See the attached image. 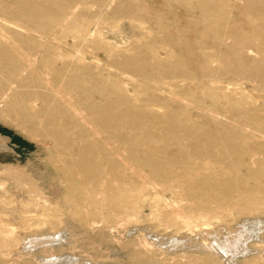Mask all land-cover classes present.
Listing matches in <instances>:
<instances>
[{"label": "rangeland", "instance_id": "obj_1", "mask_svg": "<svg viewBox=\"0 0 264 264\" xmlns=\"http://www.w3.org/2000/svg\"><path fill=\"white\" fill-rule=\"evenodd\" d=\"M0 32V186L42 198L17 238L58 242L1 243L0 264H264V0H0ZM149 186L172 208L132 196ZM99 187L132 217L82 224ZM205 210L198 231L170 219Z\"/></svg>", "mask_w": 264, "mask_h": 264}, {"label": "bare ground", "instance_id": "obj_2", "mask_svg": "<svg viewBox=\"0 0 264 264\" xmlns=\"http://www.w3.org/2000/svg\"><path fill=\"white\" fill-rule=\"evenodd\" d=\"M263 2V1H262ZM219 4V3H218ZM224 5H220V7L222 8ZM218 9H219V6H218ZM73 14V13H72ZM6 24H8V25H13V27L14 28H18V29H23V27L22 26H19V25H16V24H13V23H11L10 21H6ZM115 28V27H114ZM65 29V28H64ZM80 29V28H79ZM81 31V30H80ZM2 32V31H1ZM0 32V33H1ZM82 33V32H81ZM98 33V32H97ZM96 33V34H97ZM1 36H2V34H0ZM83 35V34H82ZM94 34H88L83 40L84 41H86V40H88L87 39V37H91V36H93ZM1 36H0V39H2L1 38ZM6 37V36H5ZM93 37H95V36H93ZM82 39V38H81ZM3 40V39H2ZM5 41H8L7 39L5 40ZM104 42V41H103ZM7 43H10V42H7ZM51 46V45H50ZM86 46V45H85ZM9 47V46H8ZM126 48V47H125ZM12 49L14 50V52H17V54L19 55L21 52V50L20 49H18V47L17 48H14V46L12 47ZM11 49V50H12ZM59 49V48H58ZM12 50V51H13ZM54 50V49H53ZM60 50V49H59ZM59 50H57V52L59 51ZM115 50H117V49H115ZM123 50V49H122ZM55 53V52H54ZM59 53V52H58ZM52 55V54H51ZM66 55V54H65ZM79 55V54H78ZM62 56V55H61ZM68 56V55H67ZM85 56V55H84ZM19 57V56H18ZM53 57V56H52ZM63 57V56H62ZM58 58V57H57ZM28 59V58H27ZM56 59V58H55ZM79 59V58H78ZM82 60V62L84 61V59L82 58L81 59ZM29 61V60H28ZM96 61V60H95ZM81 62V63H82ZM136 63H137V61H136ZM25 64V63H24ZM30 64V63H29ZM97 64V63H96ZM99 64V63H98ZM127 64H129V63H126V65ZM52 71V70H51ZM20 72V71H19ZM131 74V73H130ZM42 75V74H41ZM127 75V74H126ZM1 77V76H0ZM127 78V77H126ZM17 82V81H16ZM16 82L14 81V82H12L11 83V88H10V90L9 91H11V89L14 87V85L16 84ZM125 85V84H124ZM155 86V85H154ZM4 88V87H3ZM59 89H60V87H59ZM57 90V89H56ZM55 90V91H56ZM149 91V90H148ZM59 92V91H58ZM126 92H128V91H126ZM134 95V94H133ZM8 96V93H6L5 95H3L2 96V99H1V101L3 100V99H5L6 97ZM65 99V98H64ZM135 100V99H134ZM0 101V104H2V102ZM67 102H69V101H67ZM35 102L33 101V104H34ZM64 103V102H63ZM3 108V112L2 113H4V114H9V110H8V107L6 108V107H2ZM74 114H75V116H77L78 118H81L84 114H85V109H84V107L82 106V104H78V103H73V104H69V107H68ZM114 110V109H113ZM113 110H112V112H113ZM111 111V110H110ZM110 113V112H109ZM108 113V114H109ZM73 114V115H74ZM125 114V113H124ZM107 115V114H106ZM86 116V115H85ZM116 116V115H115ZM109 117H110V119H112V120H116V121H120V119H122V117L121 116H117L116 117V119H115V117H114V115H109ZM77 118V119H78ZM84 118V117H83ZM134 117L132 116V115H129V119H133ZM112 122V121H111ZM114 122V121H113ZM93 124H94V122H93ZM110 124V123H109ZM92 131V130H91ZM106 130H104V131H98L97 132V134L96 135H98L99 137H101V138H104V140H105V142H110V141H112V138L114 137L111 133H109V132H105ZM105 132V133H104ZM93 133V132H92ZM45 137H47V138H50V139H52V140H55V137H54V135H50V134H48V133H44L43 134ZM51 136V137H50ZM262 139V138H261ZM103 140V141H104ZM115 140H113V142H114ZM210 141V140H209ZM208 141V143H206L205 142V145H207V148H210V147H213V148H218L219 149V147L217 146V141H215V140H213V142H209ZM124 142V141H123ZM211 143H213V146H211ZM228 142H226V146L228 147V144H227ZM252 143V142H251ZM114 145V144H113ZM234 145V144H233ZM113 147V146H112ZM108 149H109V147H108ZM217 149V150H218ZM231 149V148H230ZM112 150H113V148H112ZM221 151H222V149H220ZM114 151L116 152L115 153V156L116 155H120V153L119 152H122L123 151V148L122 147H119V146H116L115 147V149H114ZM204 151H206V150H204ZM204 151H200L199 153H198V155L199 154H202ZM239 151V150H238ZM112 152V151H111ZM222 154V153H221ZM112 155H114V154H112ZM251 155H253V154H251ZM120 156H122V155H120ZM124 156V155H123ZM125 157V156H124ZM200 157H204L203 155L202 156H200ZM121 158V157H120ZM120 160V159H119ZM126 160V159H125ZM124 161V160H123ZM127 161V160H126ZM129 161L131 162V163H134V162H136V158L135 157H133L132 159H130L129 158ZM204 161H206L207 163L206 164H208L210 161L209 160H207V159H204ZM123 163V162H122ZM212 163V162H211ZM135 164V163H134ZM210 164V163H209ZM209 164H208V166H209ZM122 165V164H121ZM129 165H131V164H129ZM150 165H152L151 163H150ZM195 165V164H194ZM212 166L214 165V164H211ZM116 166V165H115ZM124 166H125V164H124ZM132 166V165H131ZM126 167V166H125ZM133 167V166H132ZM216 167V166H215ZM219 167V166H218ZM244 168V167H243ZM132 171V170H131ZM135 171H136V169H135ZM135 171H134V173H135ZM140 171V170H139ZM130 172V171H129ZM131 174H133V173H131ZM134 177V176H133ZM190 181V180H189ZM104 183V182H103ZM192 183V182H191ZM144 184V183H143ZM101 186V185H100ZM9 187V186H8ZM7 187V185L5 186H0V244L1 243H3V247L4 248H8L11 244H13V243H15L16 241H18V240H20L21 241V243H19L20 245L22 244V248H20L21 250L23 249L24 250V248H26V250L29 248V250H30V248L32 249V250H36L37 248H39V247H41L42 245L43 246H52V244H55V243H58V242H56V240L55 239H48V238H42L41 236H37V237H35V238H33V239H30V240H28L27 241V239L26 238H24V239H22V237L19 239V237L17 238V234L16 233H18L17 232V227H15V225H14V223H11V221H13L14 222V214L15 215H19V216H21L22 218H23V220H25L24 218H27V217H40V216H36L35 215V212L36 211H39V210H37L38 208L37 207H39V201L42 199L40 196H37V197H40L41 199L39 200V198L37 199V200H34L33 198L31 199V197L29 196V195H34V191H32L31 192V190H23V192L21 191V192H18L17 190V195H14L12 192H15V191H10V189ZM102 187V186H101ZM101 187H99L98 189L99 190H93V192H92V194L90 193V195L91 196H89V199H88V202H86V203H88V204H86L85 206H84V204H82L83 206H84V208L85 207H88V209H89V207H93V211L91 212V213H89V216H83V218H79L80 220V222L82 223V224H87V225H89L90 227H94L95 226V223H96V221L94 220V219H92L91 217H93V216H95V214H99L100 216H99V218L102 216V211H106L108 208H112L113 210H114V214L117 216H120V217H132V216H130V214H128V203H123V202H118L117 201V199H115V198H113V200H112V198L111 197H109V198H107V192L105 191V188L103 187V188H101ZM16 188V187H15ZM144 188V187H143ZM155 188V186H149V188L147 187L146 188V190L145 189H143V191H139V190H137L136 192H133V191H131L132 192V196H138V197H140V196H144V195H147V194H154L155 196H156V198L158 199V201H160V202H163L165 205H166V207H171L172 208V206H170L171 204L170 203H167V200L166 199H163L162 197H163V195H161V194H159V192H158V190H155L154 189ZM179 188V187H178ZM13 189V188H12ZM18 189V188H17ZM83 189V188H82ZM121 189V188H120ZM136 189H138V188H136ZM158 189V188H157ZM118 190H119V188H118ZM128 190H130V189H128ZM97 191H98V193H97ZM124 191V190H123ZM126 191V190H125ZM114 192V191H113ZM22 193H25V196L24 195H22ZM85 193H87V191L85 192ZM89 194V193H88ZM111 194V193H110ZM119 194H120V192H119ZM118 194V195H119ZM175 194V193H174ZM96 195H100V196H102L101 197V201L99 202L98 200L97 201H95L96 200ZM10 197L9 199H5V197ZM127 196H128V193H127ZM131 196V195H130ZM93 197H95L94 199L95 200H92V198ZM113 197H116V196H113ZM120 197V196H119ZM123 197V196H122ZM124 198H126V197H124ZM143 198V197H142ZM145 198V197H144ZM155 198V199H156ZM72 199H74V198H71V200L70 201H72ZM78 199V198H77ZM81 199V198H80ZM107 199L110 201V202H112L113 204H111L110 203V205L109 204H106L105 202H107ZM115 199V200H114ZM121 199V198H120ZM123 199V198H122ZM127 199V198H126ZM134 199V198H133ZM154 199V200H155ZM75 200V199H74ZM83 200V199H82ZM139 200V199H138ZM217 200V199H216ZM45 201V200H44ZM43 201V202H44ZM115 201H117V202H115ZM157 201V202H158ZM5 202H7V203H5ZM45 202H47V201H45ZM44 202V203H45ZM72 202H74V201H72ZM85 202V201H84ZM83 202V203H84ZM124 202H128V201H124ZM132 202V201H131ZM130 202V203H131ZM14 203V204H13ZM75 203V202H74ZM134 203V202H133ZM138 203V202H137ZM140 203V202H139ZM175 203V202H174ZM179 203V202H178ZM257 202H255V204H256ZM12 204V205H11ZM41 204V203H40ZM76 205V204H75ZM106 205H108V206H106ZM264 205V204H263ZM74 206V205H73ZM98 206H99V210H98ZM134 206V205H133ZM174 206V205H173ZM192 206V205H191ZM262 206V205H261ZM52 207V206H51ZM76 207V206H75ZM181 207V206H180ZM35 208H37L36 209V211L35 210H33V209H35ZM77 208V207H76ZM264 208V207H263ZM42 209V208H41ZM75 209V208H74ZM165 209H167V208H165ZM173 209H174V207H173ZM180 209V208H179ZM29 210H31V212L29 211ZM85 210V209H84ZM66 211V210H65ZM132 211V210H131ZM175 211V210H174ZM173 211V212H174ZM182 211V210H181ZM181 211H177V212H175L174 214H173V216L170 218L172 221H173V224H174V222H176L177 220H179L180 222H181V224H182V226H184L185 228H188V231H191V232H194V229H195V231L197 230L198 231V229H196V228H198L199 227V225H198V221H200V219H202L203 220V222L204 221H206L205 219H207L208 217L207 216H209L210 214H209V211H207V210H205V212L204 213H198L196 216H195V213L194 212H192V213H194V214H192V213H190V214H192V215H185V213L184 212H181ZM220 211V210H219ZM238 211V210H237ZM12 212V213H11ZM71 212V211H70ZM78 212V211H77ZM157 212V211H156ZM170 212V211H169ZM212 212V211H211ZM158 213V212H157ZM217 213V212H216ZM28 214H32V215H28ZM42 214V213H41ZM51 214V213H50ZM53 214V213H52ZM71 214V213H70ZM77 214V213H76ZM75 214V215H76ZM80 214V213H79ZM78 214V215H79ZM107 214V213H106ZM161 214V213H160ZM74 215V214H73ZM157 215V214H156ZM171 215V214H170ZM215 216H216V214H214ZM14 216V217H13ZM80 216V215H79ZM166 216V215H165ZM168 216V215H167ZM211 216V215H210ZM213 216V215H212ZM42 217V216H41ZM170 217V216H169ZM44 218V217H43ZM49 219H52V218H50V216L48 217ZM58 218V217H57ZM129 218V219H130ZM215 218V217H214ZM17 219V218H16ZM21 219V218H20ZM32 219V218H31ZM45 219V218H44ZM133 219V218H132ZM157 219V218H156ZM219 219V218H218ZM57 220V219H56ZM16 221V220H15ZM130 221V220H129ZM167 221H169V220H167ZM178 221V222H179ZM20 222V221H19ZM40 222V221H39ZM45 223L44 224H42V227L44 226H46L47 225V228H49L50 229V231L51 230H53L52 232H56V231H59L56 227H57V225L54 223V221L53 220H48V219H45V221H44ZM58 222V221H57ZM61 222V221H60ZM171 222V221H170ZM201 222V221H200ZM207 222V221H206ZM97 224V223H96ZM172 224V223H171ZM179 224V223H178ZM177 225V224H176ZM205 225H207V224H203V226H205ZM202 226V225H201ZM200 226V227H201ZM43 227V228H44ZM27 228V227H26ZM29 229V228H28ZM31 229V228H30ZM41 229V228H40ZM45 229V228H44ZM57 229V230H56ZM92 229V228H91ZM22 230V229H21ZM65 230V229H64ZM53 233L54 234V236H56V235H58V233L59 232H57V233ZM33 236V235H32ZM199 236V235H198ZM26 237V236H25ZM69 237H70V235H69ZM53 238V237H52ZM56 238V237H55ZM18 239V240H17ZM26 239V240H25ZM101 239V238H100ZM71 241V240H70ZM18 243H16V245L18 244ZM74 243V242H73ZM207 243V242H206ZM20 245H17V246H20ZM145 245V244H144ZM207 245V244H206ZM14 246V245H13ZM12 245H11V248L13 247ZM46 246V247H47ZM3 247H1V248H3ZM46 247H45V249H46ZM203 247V246H202ZM49 248V247H48ZM50 248H53V247H50ZM58 248V247H57ZM74 248V247H73ZM41 249V248H40ZM6 250H8V249H6ZM9 250H11L10 249V247H9ZM20 250V251H21ZM22 250V252H24ZM42 250H44L43 249V247H42ZM11 251H13V250H11ZM28 251V250H27ZM51 251H53V249L51 250ZM26 252V251H25ZM29 252H31V251H29ZM44 252V251H43ZM54 252V251H53ZM53 252H51V253H53ZM67 252V251H66ZM209 252L210 253H212L213 255L215 254V253H218V252H214V248L213 247H211L210 249H209ZM15 253V252H14ZM21 253V252H20ZM28 253V252H27ZM27 253H25V254H27ZM44 254H47V253H44ZM49 254V253H48ZM190 254V253H189ZM28 255H29V253H28ZM73 255V254H72ZM25 256V255H24ZM30 256V255H29ZM51 256V255H50ZM74 256V255H73ZM76 256V255H75ZM200 256V255H199ZM215 256V255H214ZM154 257V256H153ZM52 258H54V257H52ZM101 258V257H100ZM193 258V257H192ZM19 259V258H18ZM21 259V258H20ZM190 259V258H189ZM196 259V258H195ZM217 259V258H216ZM49 260V261H48ZM47 261H45V263L44 264H60L59 263V260H61L60 258H54V260H50V259H48ZM61 261H63V260H61ZM188 262V261H187ZM43 264V263H42ZM61 264H62V262H61ZM82 264V263H81Z\"/></svg>", "mask_w": 264, "mask_h": 264}]
</instances>
